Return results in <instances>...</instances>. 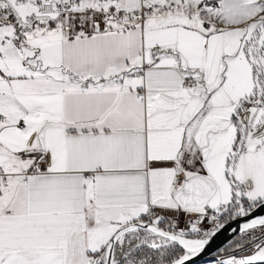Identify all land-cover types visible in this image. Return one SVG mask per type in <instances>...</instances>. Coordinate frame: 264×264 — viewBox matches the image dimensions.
<instances>
[{
	"label": "snow or ice",
	"instance_id": "6c2138e0",
	"mask_svg": "<svg viewBox=\"0 0 264 264\" xmlns=\"http://www.w3.org/2000/svg\"><path fill=\"white\" fill-rule=\"evenodd\" d=\"M233 222L209 264H264V0H0V264H195Z\"/></svg>",
	"mask_w": 264,
	"mask_h": 264
},
{
	"label": "water",
	"instance_id": "95a60500",
	"mask_svg": "<svg viewBox=\"0 0 264 264\" xmlns=\"http://www.w3.org/2000/svg\"><path fill=\"white\" fill-rule=\"evenodd\" d=\"M261 213H257L259 215ZM238 224L236 222L231 223L230 225L226 226L212 241L211 245L208 247V249L202 254L195 262L200 261L202 259L207 258L211 254H213L214 251L219 249L223 244H225L234 234L232 229L237 228Z\"/></svg>",
	"mask_w": 264,
	"mask_h": 264
},
{
	"label": "rangeland",
	"instance_id": "374dc122",
	"mask_svg": "<svg viewBox=\"0 0 264 264\" xmlns=\"http://www.w3.org/2000/svg\"><path fill=\"white\" fill-rule=\"evenodd\" d=\"M237 238H238V236H237ZM234 240H235V239H234ZM234 240H232V241H234ZM232 241L230 240V242H232ZM230 242H229L228 244H225L223 247H220V248H228ZM220 248H219V249H220ZM217 254H218V253L215 252V253L211 254L210 256H208L207 258L195 262V264H209L210 261H212L213 259L216 258Z\"/></svg>",
	"mask_w": 264,
	"mask_h": 264
},
{
	"label": "trees",
	"instance_id": "16d2710c",
	"mask_svg": "<svg viewBox=\"0 0 264 264\" xmlns=\"http://www.w3.org/2000/svg\"><path fill=\"white\" fill-rule=\"evenodd\" d=\"M237 236H238L237 233L234 234V235H233V236H232V237H231V238H230L225 244H228V243L230 242V240L232 241V240H234V239H238L239 237L237 238ZM225 244H223L221 247H223ZM217 250H218V249H217ZM217 250L214 251L213 253L217 252Z\"/></svg>",
	"mask_w": 264,
	"mask_h": 264
}]
</instances>
